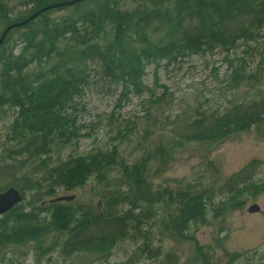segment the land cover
<instances>
[{
  "label": "rangeland",
  "instance_id": "374dc122",
  "mask_svg": "<svg viewBox=\"0 0 264 264\" xmlns=\"http://www.w3.org/2000/svg\"><path fill=\"white\" fill-rule=\"evenodd\" d=\"M121 3L123 9L135 6L129 0ZM235 70L242 73L237 80ZM146 72L144 83L166 98L160 107L147 91H129V99L119 101L122 85H116L97 62H90L85 71L88 81L64 108L74 120L77 137L55 146L46 166H58L72 154L116 146L117 161L125 166L139 160L147 163L146 177L153 194L146 191L140 195L146 200L134 203L117 199L118 194L130 195L127 185L121 184L126 179L121 163L111 167V181L92 177L74 191L59 189L45 201L36 200L37 192L27 190L20 211L15 217L7 216L8 224L0 229V264H264V120L248 126L233 119L227 138L214 146L191 139L177 145L167 163L148 154L159 141H171L176 132L193 136L202 128L195 126L196 121L207 125L235 104L248 105L264 98V37L240 42L228 51L217 48L180 55L157 68L152 64ZM14 112L9 106L0 107V152L9 145L7 133ZM149 112L155 124L151 122L148 128L145 119ZM111 116L117 122L132 120L137 125L121 137L108 121ZM36 165L25 161V169L15 172L17 178L0 176V193L15 183L26 187L22 172H35ZM42 176L39 173L36 178ZM131 177L130 182H136ZM183 190L194 192L203 201L205 214L200 220L183 222L179 229L174 227L176 194ZM74 194L73 201L50 203L52 198ZM53 203L76 208L79 216L89 209L101 213L96 222L108 224L103 229L113 239L110 249L99 252L97 245L88 244L85 250L63 255L70 237L68 231L61 234L51 226ZM254 203L261 212L247 211ZM42 236L50 244L46 251L35 248V239Z\"/></svg>",
  "mask_w": 264,
  "mask_h": 264
},
{
  "label": "trees",
  "instance_id": "16d2710c",
  "mask_svg": "<svg viewBox=\"0 0 264 264\" xmlns=\"http://www.w3.org/2000/svg\"><path fill=\"white\" fill-rule=\"evenodd\" d=\"M69 1L73 0H0V36L8 25L24 21L42 8L62 4L11 29L0 46V107L15 110L7 133L9 145L0 152V176L17 178L16 173L21 171L18 169H25V161L36 162L37 171L22 172L21 180L27 186L14 185L20 187L23 201L27 190L36 191V200L41 201L56 196L59 189L74 191L92 177L109 182L111 167L121 163L126 178L121 184L127 185L130 195L118 194L117 199H130L132 203L146 200L140 195L146 191L150 192L149 196L153 194L146 177L147 163L139 160L125 166L117 161L116 146L107 151L72 154L58 166H46L55 146L77 137L74 120L64 113V108L88 81L85 71L90 62H97L116 85H122L119 101L128 100L129 91L139 94L147 91L151 101L160 107L166 98L144 83L146 68L152 64L157 68L164 60L187 53L199 55L217 48L228 51L240 42H257L264 37V0H129L135 6L126 9L121 7V0H79L64 4ZM240 76L241 71L235 70L234 80ZM233 119L247 122L248 126L264 120V98L248 105L235 104L225 115L214 116L207 125L196 121L195 126L202 128L193 136L176 132L171 141H159L148 154L167 163L174 157L177 145L191 139L214 146L227 138L226 133L231 131L229 122ZM108 121L115 124L114 132L121 137L137 125L132 120L117 122L112 116ZM154 121L153 113L149 112L145 126L149 128ZM39 173L43 176L36 178ZM130 175L135 176L136 182H130L133 180ZM23 201L3 215L0 229L8 224L7 216L17 215ZM176 202L175 228L180 229L183 222L203 218V201L194 192L177 193ZM51 207L54 211L51 226L61 234L68 231L70 237L63 255L85 250L88 244L97 245L99 252L110 249L113 239L103 229L108 224L105 220L96 222L101 213L94 214L89 209L79 216L76 208L60 203ZM45 242L43 236L35 239V248L46 251L50 244Z\"/></svg>",
  "mask_w": 264,
  "mask_h": 264
},
{
  "label": "water",
  "instance_id": "95a60500",
  "mask_svg": "<svg viewBox=\"0 0 264 264\" xmlns=\"http://www.w3.org/2000/svg\"><path fill=\"white\" fill-rule=\"evenodd\" d=\"M79 0H73V1H69L66 2L64 4H74L76 2H78ZM62 5L60 4H54V6H48L45 8H42V10H39L33 14H31V16L24 20V21H20L19 23H14V24H10L7 26V28L5 29V31L2 33V35L0 36V46L4 43V40L6 38V36L8 35V32L13 29V28H18L19 26L25 25L29 22H31V20L36 19L39 15L42 14V12L52 9L55 6H60ZM76 198V194L74 195H62L61 197H56V198H52L50 199V203L51 202H62V201H73ZM23 201V197H22V193L21 191L17 188V187H10L4 191H2L0 193V216H3V214H6L7 212L11 211L16 205L20 204ZM101 203L102 201L99 200L97 205L99 207V209L101 208ZM247 211H249V213L254 214L255 212H260V206L257 203H254L253 205H251Z\"/></svg>",
  "mask_w": 264,
  "mask_h": 264
},
{
  "label": "flooded vegetation",
  "instance_id": "af4514ba",
  "mask_svg": "<svg viewBox=\"0 0 264 264\" xmlns=\"http://www.w3.org/2000/svg\"><path fill=\"white\" fill-rule=\"evenodd\" d=\"M260 210H261V209H260ZM261 211H262V210H261ZM261 211H260V212H261ZM251 214H252V213H251Z\"/></svg>",
  "mask_w": 264,
  "mask_h": 264
},
{
  "label": "bare ground",
  "instance_id": "6f19581e",
  "mask_svg": "<svg viewBox=\"0 0 264 264\" xmlns=\"http://www.w3.org/2000/svg\"><path fill=\"white\" fill-rule=\"evenodd\" d=\"M68 17V16H67ZM77 19V18H76ZM98 29V28H97Z\"/></svg>",
  "mask_w": 264,
  "mask_h": 264
}]
</instances>
